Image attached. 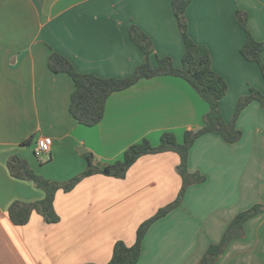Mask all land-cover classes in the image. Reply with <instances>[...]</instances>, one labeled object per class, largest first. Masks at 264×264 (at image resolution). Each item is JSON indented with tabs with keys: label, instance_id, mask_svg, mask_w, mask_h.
<instances>
[{
	"label": "crops",
	"instance_id": "1",
	"mask_svg": "<svg viewBox=\"0 0 264 264\" xmlns=\"http://www.w3.org/2000/svg\"><path fill=\"white\" fill-rule=\"evenodd\" d=\"M238 9L247 13L252 36L264 41V0H188L185 11L188 34L207 46L212 68L228 84L220 100L225 121L249 87L264 91L259 65L240 53L246 34L235 19ZM132 24L152 42V66L157 56L181 65L184 45L171 0H0V264H104L117 239L131 245L138 225L177 197L179 156L165 151L139 157L122 178L96 173L67 192L58 190L57 222L32 212L26 224L15 225L8 216L13 201L44 197L32 181L10 175L13 155L38 175L68 180L85 168L87 151L112 163L144 138L156 146L163 132H172L182 141L186 130L202 124L208 103L171 75L113 92L93 126L71 116L73 81L48 68L49 54L64 55L81 73L127 77L145 59L130 37ZM261 59L264 65V50ZM236 127L242 133L236 142L215 133L194 141L188 170L206 179L190 185L181 204L150 225L137 264H199L237 212L264 200V109L258 101L242 109ZM40 136L52 139L44 160L33 151ZM244 230L216 264H264V213Z\"/></svg>",
	"mask_w": 264,
	"mask_h": 264
},
{
	"label": "trees",
	"instance_id": "2",
	"mask_svg": "<svg viewBox=\"0 0 264 264\" xmlns=\"http://www.w3.org/2000/svg\"><path fill=\"white\" fill-rule=\"evenodd\" d=\"M187 5L188 0H171L172 10L184 45L179 67L174 66L170 56H157L156 65L152 66L149 60V56L153 52L152 42L149 36L134 24L130 26V37L144 52L145 59L127 77H99L91 73L78 72L67 57L55 51L49 54L47 65L52 72L66 73L72 79L74 88L70 95L69 112L82 125L93 126L103 118L106 100L113 92L126 89L141 79L163 75L181 77L208 103V111L202 117V124L196 129L186 130L182 141H178L172 132H163L156 146L152 145L146 138L133 143L124 150L121 159L107 163L104 169L95 164L96 159L93 153L87 151L83 153L86 166L82 172L61 182L38 175L25 159L16 155L9 157L7 168L10 175L18 179L32 181L37 188L44 192V197L41 200L13 201L9 205L8 216L13 224H26L32 212L40 214L48 223L57 222L59 216L54 208V198L58 190L67 192L82 178L96 173L122 178L139 157L146 154L172 151L179 156L176 169L181 178V187L177 197L172 202L158 208L152 216L138 225L134 242L131 245H127L122 239H117L113 244L110 259L104 263L137 264L141 255L142 242L150 225L178 207L190 185L201 183L206 179L205 175L188 170V154L194 141L206 133L219 134L230 143L241 138L242 133L236 127V120L242 109L254 100L258 101L264 109V91L256 87H249L248 92L237 99L230 120L225 121L223 119L220 111V100L226 95L228 84L212 68L211 54L207 46L195 42L188 34L185 16ZM235 19L246 34L240 53L246 60L254 61L259 65L264 78V65L261 59L264 41L256 40L250 33L247 23L248 16L245 11L236 10ZM260 213H264V200L237 212L225 227L220 240L208 245L199 264H216L229 243L244 236V224ZM84 264L98 263L88 262Z\"/></svg>",
	"mask_w": 264,
	"mask_h": 264
},
{
	"label": "built area",
	"instance_id": "3",
	"mask_svg": "<svg viewBox=\"0 0 264 264\" xmlns=\"http://www.w3.org/2000/svg\"><path fill=\"white\" fill-rule=\"evenodd\" d=\"M52 139L48 136H40L36 139V146L34 148V153L39 156L41 153H49Z\"/></svg>",
	"mask_w": 264,
	"mask_h": 264
},
{
	"label": "water",
	"instance_id": "4",
	"mask_svg": "<svg viewBox=\"0 0 264 264\" xmlns=\"http://www.w3.org/2000/svg\"><path fill=\"white\" fill-rule=\"evenodd\" d=\"M78 150H79L80 152H85V151H86L85 148H79ZM95 164H96L97 166H99L101 169H104L105 166H106L105 163H102V162H100V161H96Z\"/></svg>",
	"mask_w": 264,
	"mask_h": 264
},
{
	"label": "rangeland",
	"instance_id": "5",
	"mask_svg": "<svg viewBox=\"0 0 264 264\" xmlns=\"http://www.w3.org/2000/svg\"><path fill=\"white\" fill-rule=\"evenodd\" d=\"M35 146H36V144H35ZM34 151V150H33ZM39 160H44L45 159V154H40V156L39 157H37ZM55 181H65V180H55ZM250 207V206H249ZM247 209V208H246Z\"/></svg>",
	"mask_w": 264,
	"mask_h": 264
}]
</instances>
